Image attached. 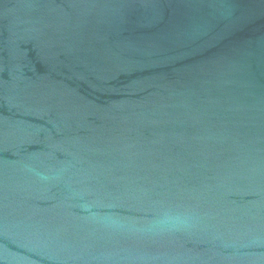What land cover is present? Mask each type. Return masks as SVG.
<instances>
[{
	"label": "water",
	"instance_id": "water-1",
	"mask_svg": "<svg viewBox=\"0 0 264 264\" xmlns=\"http://www.w3.org/2000/svg\"><path fill=\"white\" fill-rule=\"evenodd\" d=\"M0 264H264V0H0Z\"/></svg>",
	"mask_w": 264,
	"mask_h": 264
}]
</instances>
